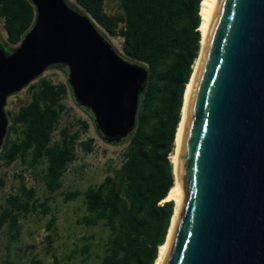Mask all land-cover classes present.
<instances>
[{"label":"water","instance_id":"obj_1","mask_svg":"<svg viewBox=\"0 0 264 264\" xmlns=\"http://www.w3.org/2000/svg\"><path fill=\"white\" fill-rule=\"evenodd\" d=\"M29 2L31 28L12 50L0 43V150L7 99L54 66L100 137L126 140L147 68L67 0ZM200 53L173 163L181 198L159 264H264V0H217Z\"/></svg>","mask_w":264,"mask_h":264},{"label":"trees","instance_id":"obj_2","mask_svg":"<svg viewBox=\"0 0 264 264\" xmlns=\"http://www.w3.org/2000/svg\"><path fill=\"white\" fill-rule=\"evenodd\" d=\"M105 1L74 0L72 6L111 36L119 35L123 57L143 64L148 82L136 129L125 140L121 165L99 185L83 192H65L63 199L82 196L86 215L81 223L95 226L102 222L108 230L99 264H155L175 213V201L165 199L175 184L172 154L183 115L184 91L199 58L203 0H121V17L108 16ZM0 18L6 36L3 46L9 51L33 25L35 10L29 0H0ZM119 23L123 27L117 34ZM53 68L66 72L61 66ZM29 89V102L9 117L0 156L6 164L17 160L30 168L44 164L42 180L52 194L61 188L62 177L76 157L78 132L70 133L64 127L59 140L53 142L69 86L40 77ZM83 126L87 127L85 123ZM92 144V139L79 142L87 153L92 151ZM35 212L47 215L49 208L37 203L34 189L21 181L0 211V228L7 225L15 237L19 217ZM55 222L52 216L46 225L50 242Z\"/></svg>","mask_w":264,"mask_h":264},{"label":"rangeland","instance_id":"obj_3","mask_svg":"<svg viewBox=\"0 0 264 264\" xmlns=\"http://www.w3.org/2000/svg\"><path fill=\"white\" fill-rule=\"evenodd\" d=\"M67 1L71 5L74 4V0ZM104 12L111 17H121V0H106ZM122 27L119 23L117 34ZM98 28L116 52L123 56L122 38L119 35L111 36ZM5 37L3 21L0 18V43L5 42ZM40 77L48 78L55 84H67V73L60 68L50 67ZM37 80L38 78L32 83ZM29 85L7 99L5 111L9 115L8 118L20 106L29 102ZM63 104L65 111L53 133V142L59 140V131L64 127L68 128L70 133L78 132L79 137L75 149L76 157L68 165L58 191L52 194L47 192L42 180L44 164L35 168H30L19 160L6 164L0 156V211L6 198L17 192L21 181L27 188L34 189L37 203H44L49 208L47 215L39 212L21 215L19 233L15 237L7 225L0 228V264H99L103 256V243L108 236V230L102 222L95 226L83 225L81 219L86 215L83 197L64 201L63 193L74 190L83 192L89 186L99 185L113 168L121 165L127 142H105L95 130L91 117L74 102L70 88ZM83 123L87 127H84ZM14 138L15 135L12 134L11 139ZM88 139L93 140V148L87 153L79 146V142ZM52 216L56 218V222L50 242L47 235L51 232H47L46 225Z\"/></svg>","mask_w":264,"mask_h":264},{"label":"bare ground","instance_id":"obj_4","mask_svg":"<svg viewBox=\"0 0 264 264\" xmlns=\"http://www.w3.org/2000/svg\"><path fill=\"white\" fill-rule=\"evenodd\" d=\"M216 2H217V0H203L202 3H201V15H202V22H201V26H200V31H201V34H202L201 46H203L205 35H206V32H207V29H208V26H209V23H210V20H211V17H212V14H213V11H214V8H215V5H216ZM200 56H201V53L199 55L198 60L196 61L195 66H194V72H193V75H192V78H191V82L188 85L187 90L185 91L184 106H183V110H182L183 115H182L181 123H180L179 128H178L177 138H176V142H175L174 154H172V163H174V158H175V153H176L179 133H180V129H181V126H182L183 119H184L185 104H186L187 95H188V92H189L190 87L192 85V82H193V79H194V76H195V73H196V70H197V67H198V63H199V60H200ZM180 198H181V193H180V190H179V188L177 186V182H176V179H175V184L172 187V189L170 190L169 195L165 199L166 201L167 200H174L175 201V213H174V216H173V219H172V223H171V227H170V230H169V234H170L173 222L175 220L177 209H178V206H179V203H180ZM169 234H168V237H167V241H168V238H169ZM167 241H166L165 244H163L160 247L159 256H158L155 264H159V262L161 260V257H162V255L164 253V250L166 248Z\"/></svg>","mask_w":264,"mask_h":264}]
</instances>
